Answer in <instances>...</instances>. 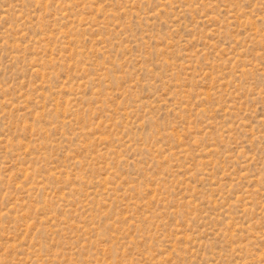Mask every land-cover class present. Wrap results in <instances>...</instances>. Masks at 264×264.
Segmentation results:
<instances>
[{
  "label": "rangeland",
  "instance_id": "1",
  "mask_svg": "<svg viewBox=\"0 0 264 264\" xmlns=\"http://www.w3.org/2000/svg\"><path fill=\"white\" fill-rule=\"evenodd\" d=\"M0 264H264V0H0Z\"/></svg>",
  "mask_w": 264,
  "mask_h": 264
}]
</instances>
